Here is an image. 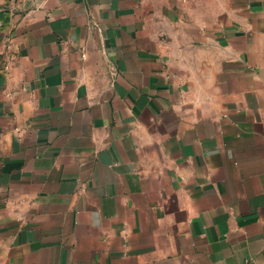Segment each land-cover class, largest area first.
<instances>
[{"label":"crops","instance_id":"obj_1","mask_svg":"<svg viewBox=\"0 0 264 264\" xmlns=\"http://www.w3.org/2000/svg\"><path fill=\"white\" fill-rule=\"evenodd\" d=\"M0 264H264V0H0Z\"/></svg>","mask_w":264,"mask_h":264}]
</instances>
